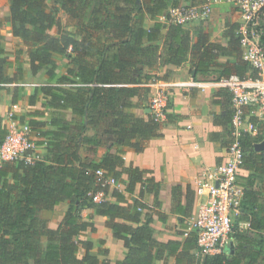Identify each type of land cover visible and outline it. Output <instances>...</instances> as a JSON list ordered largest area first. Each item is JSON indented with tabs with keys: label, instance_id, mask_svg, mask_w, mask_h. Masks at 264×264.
I'll use <instances>...</instances> for the list:
<instances>
[{
	"label": "trees",
	"instance_id": "obj_1",
	"mask_svg": "<svg viewBox=\"0 0 264 264\" xmlns=\"http://www.w3.org/2000/svg\"><path fill=\"white\" fill-rule=\"evenodd\" d=\"M8 1L7 20L14 37L22 39L29 48L26 54L33 74L45 70L51 83L57 78L59 60L63 57L77 67L68 69V75L58 80L59 84H72L74 89L46 85L37 88L33 95L23 97L22 101L35 108L44 95L48 97V108L86 116L87 123L80 126L79 136L88 128L94 130V134L82 135L81 142L75 137L74 144L63 146L59 131H42L41 123L30 121L39 138L37 146L46 151L34 164L22 161L0 164V264H109L92 254L93 240L83 239L87 230H95L94 224L82 216L88 209L108 217L107 227L112 229L115 238L124 242L125 258L119 264H158L161 261L167 264L171 259L173 264H264V203L260 202L264 193V150L255 148L264 141V131L260 129L255 136L243 133L239 137L245 154L243 168L253 175L243 185L244 215L236 220L229 245L216 255H200L194 234L184 242L163 243L154 237L153 216L148 214L142 223L143 211L152 209L142 197L144 192L153 193L155 205L160 208L161 185L153 178H145L146 171L126 167L121 156L124 148L143 152L149 140L163 136V124L174 122L169 114L161 123L152 114L145 119L131 112L134 105L130 99L141 91L150 92L144 85L152 75L144 71V66L152 67L154 63H159L158 67L162 64L181 66L193 51L195 55L201 53L200 64L195 66L198 72L207 61L223 69L219 80L233 74L242 78L256 77V71L242 59L238 26L233 25L226 31L228 47L210 43L207 36L200 37L192 47L191 34L184 26L166 25L158 19L170 7L179 6L180 0ZM185 1L191 2L189 5L203 2ZM60 12L67 15L65 25ZM147 21L152 24L146 26ZM55 29L57 35L52 34ZM3 40L0 34V85H7L13 82L7 72L14 64L8 58ZM24 55V51H17L20 81L26 72L21 59ZM220 55L234 56L237 62L216 63ZM222 91L231 96V101L222 115L215 116V123L228 131L214 134L212 138L228 148L235 141L232 94ZM16 118L14 112L11 119L16 121ZM252 120L257 124L256 119ZM7 129L0 119V146ZM104 141H112V146L122 148L112 154L111 146L99 163L81 156L80 148L99 147ZM98 170H104L106 178L113 177L119 185H125L128 196L115 188L112 197L118 203L106 199L96 201L97 193L104 192L107 196L110 192V187H102V180L96 174ZM124 175L128 176L127 181ZM256 178L260 180L259 189L255 188ZM138 185L142 188L141 196L132 206L121 205L135 197ZM65 201H69V209L59 227L47 228L41 212L54 211ZM173 203L174 212L184 223L191 215L192 205L182 206L180 187L173 190ZM118 219L133 225L118 223ZM244 221L250 224L248 231L240 228ZM184 228L185 225L183 234ZM81 249L85 252L83 257H80Z\"/></svg>",
	"mask_w": 264,
	"mask_h": 264
},
{
	"label": "crops",
	"instance_id": "obj_2",
	"mask_svg": "<svg viewBox=\"0 0 264 264\" xmlns=\"http://www.w3.org/2000/svg\"><path fill=\"white\" fill-rule=\"evenodd\" d=\"M198 2L205 3L206 0H196V3ZM189 4L191 2L180 0V5ZM9 10V1L0 0V34L4 38L3 45L8 52V58L14 64L7 72L8 77L13 82L0 85V119L2 122L8 126L12 121V114L15 112L17 117L15 122L31 125L30 121H35L42 124L40 127L42 131H59L62 135L63 146L74 144L75 141L73 142L72 139L75 137H79L78 141L81 142L82 135H93L94 130L88 128L85 134L79 136L80 126L87 123L86 116H81L70 110L50 109L47 107L48 97L44 95L40 96L35 108L26 105L24 99L22 101L23 97L33 95L37 88L46 85L67 90L74 89L72 84H59L58 80L68 75V69L76 70L77 67L68 58L63 57L59 60L60 67L57 70V78L51 83L48 81L45 70L33 74L26 54L29 48L22 39L14 37L12 25L7 20ZM159 19L163 22L161 16ZM240 22L239 10L227 0H222L214 5L213 14L209 19L195 21L184 26V28L191 34L192 47L199 42L200 37L204 39V36H207L212 44L228 47L229 40L226 37V31L233 25L239 26ZM63 24L65 25L66 22L64 21ZM151 24V21H147L145 25L150 26ZM52 34L57 35V31L53 30ZM18 50L25 52L21 59L26 72L21 81L17 72L19 65L16 62ZM241 56L243 59L242 49ZM166 59L167 56L164 53L163 60ZM200 61L201 53L195 55L192 51L181 66L162 64L158 67L159 63H154L152 67L144 66V71L152 75V78L144 85L150 92L141 91L137 96L130 99L134 105L131 112L136 117L147 119L148 115L151 114L149 101L154 92L153 87L150 86L151 82L157 79L159 83L170 87L171 100L168 114L174 117V122L163 124L161 126L163 136L149 140L143 152L136 153L124 148L125 152L121 154L126 167H136L146 171L145 178H153L161 185L158 196L160 208L155 205V195L144 192L142 199L152 209L143 211L142 223H145L148 214L152 215L151 226L154 230V237L163 243L169 241L184 242L186 239L183 234L184 223L180 221L181 217L174 212V188H181V204L187 206L188 203H191L192 215L196 212L199 204V199L195 196L196 185L207 177L209 169H213L226 159L227 148L223 147L221 142L214 141L212 137L214 134H223L228 131V128L215 123V116H220L225 112L226 107L229 106V101H231V96L223 92V89L211 84L220 79L223 69L218 66L215 67L216 64L212 62L204 61L201 65L202 71L198 72L195 66L199 65ZM236 62L237 59L230 55H220L216 59V63L221 64H234ZM194 71H196L195 76H193ZM184 85L189 86L184 87ZM16 99L18 102H15ZM250 118L251 121H253L252 119L257 120V133L255 135L260 129L264 131V114L257 113ZM111 146L112 141H104L102 146L80 148L79 151L83 158L99 163ZM121 148V146H112L110 152L117 154L118 149ZM39 149L42 154L46 151L42 147ZM252 175L250 171L242 167L239 171V182L246 185L247 178L252 177ZM123 179L127 181L128 176L124 175ZM260 185V180L256 178L255 188L259 189ZM115 188L126 194L125 185H119ZM115 188H110V192L106 196V200L112 203H118L112 197ZM141 193L142 188L138 185L135 190V197L129 200L127 204L121 205L132 206L134 200L140 197ZM126 196L128 195L126 194ZM260 202L264 203V193L260 196ZM68 209L69 201H65L54 211H42L40 216L47 228L56 230ZM82 216L90 220L95 227V230L89 229L83 235V239H91L95 243L92 254L99 257L101 261H108L109 264H119L125 258L126 248L124 242L115 238L112 229L107 227V222L110 219L97 215L92 209L84 210ZM116 222L133 225L120 219ZM241 224L240 228L243 231L250 229L249 222L244 221ZM43 243L45 244V240ZM198 250L200 255H205L199 248ZM102 251H106V254H103ZM233 252L232 250V254ZM84 253V250L81 249L80 257H83ZM173 262L171 259L167 264H173ZM158 264L165 263L161 261Z\"/></svg>",
	"mask_w": 264,
	"mask_h": 264
},
{
	"label": "built area",
	"instance_id": "obj_3",
	"mask_svg": "<svg viewBox=\"0 0 264 264\" xmlns=\"http://www.w3.org/2000/svg\"><path fill=\"white\" fill-rule=\"evenodd\" d=\"M221 1L206 0L198 5L170 7L161 18L167 25L186 26L209 19L214 5ZM227 2L239 10L241 22L237 35L243 59L257 74L256 77L244 78L233 74L211 83L232 94V135L235 141L227 148L225 161L209 169L207 177L196 185L195 196L199 199V204L196 212L184 221V236L194 234L198 248L205 255L223 253L230 243L236 220L244 215L245 189L238 176L245 154L239 137L243 133L255 135L257 126L250 117L257 113L264 114V0ZM150 86L154 92L149 101V109L154 119L163 123L170 107V87L159 83L157 79ZM187 86L189 85H184ZM33 130L28 124L15 121L9 123L6 137L0 146V164L16 161L34 164L42 159L43 154L36 144L39 138ZM96 174L102 180V187H119L115 178L105 177L104 170H98ZM104 199V192L96 194V201Z\"/></svg>",
	"mask_w": 264,
	"mask_h": 264
},
{
	"label": "water",
	"instance_id": "obj_4",
	"mask_svg": "<svg viewBox=\"0 0 264 264\" xmlns=\"http://www.w3.org/2000/svg\"><path fill=\"white\" fill-rule=\"evenodd\" d=\"M195 75H196V71L193 72V76H195ZM149 111L151 112L150 109H149ZM255 148H256L257 151H262V150H264V142L257 144V145L255 146Z\"/></svg>",
	"mask_w": 264,
	"mask_h": 264
},
{
	"label": "rangeland",
	"instance_id": "obj_5",
	"mask_svg": "<svg viewBox=\"0 0 264 264\" xmlns=\"http://www.w3.org/2000/svg\"><path fill=\"white\" fill-rule=\"evenodd\" d=\"M50 5H51V8H53V9L55 8V6H54L52 3H50ZM59 15H60V18L62 19L63 22H64V21H65V22L67 21L68 18H67V15H66L65 13L60 12ZM55 30H56V29H55ZM56 31H57V30H56Z\"/></svg>",
	"mask_w": 264,
	"mask_h": 264
}]
</instances>
